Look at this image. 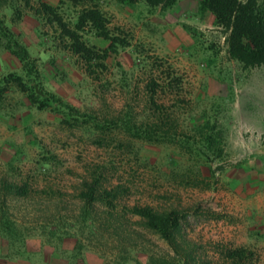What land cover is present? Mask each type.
<instances>
[{"label":"rangeland","instance_id":"374dc122","mask_svg":"<svg viewBox=\"0 0 264 264\" xmlns=\"http://www.w3.org/2000/svg\"><path fill=\"white\" fill-rule=\"evenodd\" d=\"M26 1L0 0V264H264V207L225 179L250 148L264 150V66L230 57L228 33L201 0H92L108 37L80 31L107 52L89 74L57 23L35 13L45 2L73 28L83 4ZM166 115L175 141L143 135ZM84 180H99L110 201L84 204ZM4 182H27L29 193L7 194ZM134 205L176 212L172 241Z\"/></svg>","mask_w":264,"mask_h":264},{"label":"trees","instance_id":"16d2710c","mask_svg":"<svg viewBox=\"0 0 264 264\" xmlns=\"http://www.w3.org/2000/svg\"><path fill=\"white\" fill-rule=\"evenodd\" d=\"M74 5L83 4L81 13L78 16L76 24L71 28L65 23L62 17L55 11V9L45 2H40L39 7L35 9V13L47 15L49 21H55L61 29L63 37L67 38L64 47L69 49L73 54L78 55L85 65L89 69V74L94 71L92 67H106L105 57L106 50L103 54L99 53L94 46H88L83 40L80 31L89 26L95 30H99V35L108 37V30L106 27V18L98 8L95 2L91 1L90 5L84 4L86 0H68ZM120 2H135L137 0H117ZM150 5H161L163 7L170 6L176 2V0H145ZM28 5V0L25 2ZM201 11L211 12L217 25L222 27L225 32L228 33V53L230 57L238 60L244 67L264 66V1L259 3L258 0H201L199 3ZM34 9V8H32ZM12 52L20 59L26 58L27 54L23 47L18 43H14ZM16 85L22 90L27 91L26 85L23 83L20 76L14 78ZM155 78H150L147 83V88L150 90L149 101L152 106L157 107V103L154 99V93L156 90ZM33 103H37L39 107H43V103H39L33 93H30ZM167 120V121H164ZM168 116H160V125L158 124L156 117L151 122L144 123L146 126L144 136L149 139H158L163 137L164 139H170L175 141L176 133L169 132L170 130H164L161 128L164 125H168ZM163 121V122H162ZM214 127V126H213ZM160 131V133H158ZM218 135V132H217ZM220 139L221 136L218 135ZM208 144H214L210 136L207 139ZM223 152V148L217 147V155ZM96 181V182H94ZM99 180H93L89 183L88 180L82 182V187L76 195L80 200L84 201V204H91L97 197L101 196L105 201L109 200V192L104 189L100 190L96 188V183ZM3 188L7 194H15L17 196L25 195L29 193V185L27 182L21 184L14 182H4ZM96 185V186H95ZM101 194H97L100 193ZM130 212L140 218L147 227L152 230L160 232L163 237L172 241V231L176 228L178 222V214L176 212H169L161 215L157 214L150 207L134 205L130 207ZM109 216H114L112 212ZM119 222L122 217L120 214L114 216ZM81 245H76L75 249L80 253Z\"/></svg>","mask_w":264,"mask_h":264},{"label":"crops","instance_id":"0c3cea01","mask_svg":"<svg viewBox=\"0 0 264 264\" xmlns=\"http://www.w3.org/2000/svg\"><path fill=\"white\" fill-rule=\"evenodd\" d=\"M250 154L241 159L234 173H225V179L234 187L233 194L264 207V150L250 148ZM263 150V152H261ZM261 152V153H260ZM263 153V154H262ZM254 200V201H252Z\"/></svg>","mask_w":264,"mask_h":264}]
</instances>
